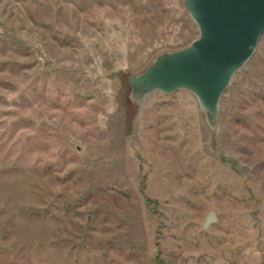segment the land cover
<instances>
[{"label":"rangeland","instance_id":"1","mask_svg":"<svg viewBox=\"0 0 264 264\" xmlns=\"http://www.w3.org/2000/svg\"><path fill=\"white\" fill-rule=\"evenodd\" d=\"M198 37L185 0H0V264H264V35L213 125L133 98Z\"/></svg>","mask_w":264,"mask_h":264},{"label":"water","instance_id":"2","mask_svg":"<svg viewBox=\"0 0 264 264\" xmlns=\"http://www.w3.org/2000/svg\"><path fill=\"white\" fill-rule=\"evenodd\" d=\"M199 37L187 48L164 54L139 77L130 78L133 98L187 91L211 125L233 76L255 54L264 35V0H185ZM210 214L202 229L214 223Z\"/></svg>","mask_w":264,"mask_h":264}]
</instances>
